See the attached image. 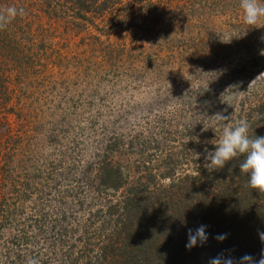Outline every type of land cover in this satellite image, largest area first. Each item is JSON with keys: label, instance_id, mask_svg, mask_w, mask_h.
Returning a JSON list of instances; mask_svg holds the SVG:
<instances>
[{"label": "rangeland", "instance_id": "1", "mask_svg": "<svg viewBox=\"0 0 264 264\" xmlns=\"http://www.w3.org/2000/svg\"><path fill=\"white\" fill-rule=\"evenodd\" d=\"M69 2L0 0L25 12L0 29V264H64L86 236L96 257L128 182L198 173L214 115L264 102V18L245 24L239 0H108L82 18ZM104 157L116 191L96 183Z\"/></svg>", "mask_w": 264, "mask_h": 264}, {"label": "trees", "instance_id": "2", "mask_svg": "<svg viewBox=\"0 0 264 264\" xmlns=\"http://www.w3.org/2000/svg\"><path fill=\"white\" fill-rule=\"evenodd\" d=\"M107 1L69 3L70 9L82 18L84 12L106 8ZM243 118L251 125L249 135L264 136V102L243 117L236 115L231 123ZM105 157L97 167L96 183L116 191L123 185L125 174L121 166ZM243 158H235L217 170L207 168L209 162L205 160L198 173H185L157 189H151L155 184L151 175L128 182L121 199L108 203L101 211L103 224L97 236L102 242L97 245L96 257L92 255L94 244L90 245L86 236L77 256L71 258L70 252L64 255V264H77L84 257L85 264H209L219 254L237 262L249 254L258 262L264 253L259 235L264 233V194L248 186L247 175L239 170ZM2 225L0 222V229ZM200 226H205L206 242L186 248L189 230L195 232Z\"/></svg>", "mask_w": 264, "mask_h": 264}, {"label": "clouds", "instance_id": "3", "mask_svg": "<svg viewBox=\"0 0 264 264\" xmlns=\"http://www.w3.org/2000/svg\"><path fill=\"white\" fill-rule=\"evenodd\" d=\"M239 7L242 10L243 22L249 26L256 25L264 18V3H261V0H239ZM24 14V9L15 5L0 7V29H4L14 19ZM214 118L222 131L214 151L205 157L209 162L206 167L212 170L222 169L229 161L243 156L239 164L240 172L247 175L250 188L264 194V136L249 135L251 125L246 118L235 123H222L229 119L222 113L215 114ZM259 235L264 242V233ZM207 238L205 226L198 227L195 232L189 230L186 248L191 249L197 246L198 242L203 244ZM209 264H264V253L258 262L249 254L242 256L238 262L231 256L219 254L211 258Z\"/></svg>", "mask_w": 264, "mask_h": 264}]
</instances>
